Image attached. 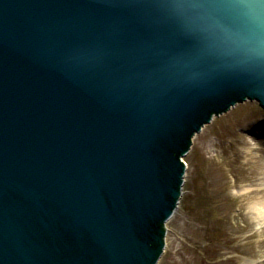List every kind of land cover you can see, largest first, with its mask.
Listing matches in <instances>:
<instances>
[{
    "label": "water",
    "instance_id": "1",
    "mask_svg": "<svg viewBox=\"0 0 264 264\" xmlns=\"http://www.w3.org/2000/svg\"><path fill=\"white\" fill-rule=\"evenodd\" d=\"M246 100L264 0H0V264H157L181 158Z\"/></svg>",
    "mask_w": 264,
    "mask_h": 264
},
{
    "label": "rangeland",
    "instance_id": "2",
    "mask_svg": "<svg viewBox=\"0 0 264 264\" xmlns=\"http://www.w3.org/2000/svg\"><path fill=\"white\" fill-rule=\"evenodd\" d=\"M261 121L263 109L247 101L196 134L184 158V193L166 225L167 243L159 264L264 259V225L257 227L249 213L252 202L264 201V138L254 130ZM243 187L248 191H241Z\"/></svg>",
    "mask_w": 264,
    "mask_h": 264
},
{
    "label": "bare ground",
    "instance_id": "3",
    "mask_svg": "<svg viewBox=\"0 0 264 264\" xmlns=\"http://www.w3.org/2000/svg\"><path fill=\"white\" fill-rule=\"evenodd\" d=\"M247 101L248 102H251L250 100H246V101H244V102H242V103H247ZM252 102H257V104H258V101H252ZM242 103H237L236 105H234V106H232V108H234V107H236L238 104H242ZM259 106H260V104H259ZM232 108L231 109H229L228 111H230V110H232ZM261 108V107H260ZM263 109V108H262ZM263 111H264V109H263ZM225 112H223V114H224ZM228 113V112H227ZM223 114H221V113H219V116H221V115H223ZM218 115L216 116L215 114L212 116V121L214 120V118L215 117H219ZM211 121V122H212ZM259 122V121H258ZM261 123H262V121H261ZM261 123H257L258 125L256 126V127H254V130L256 131V132H258V133H260V135H262V137L264 138V125H262ZM208 124H210V122L208 123ZM208 124H205L204 126H203V128L206 126V125H208ZM203 128H202V130H203ZM201 130V131H202ZM201 133V132H200ZM196 134H198V133H196ZM195 134V135H196ZM196 136H194L193 138H192V140L195 138ZM194 141V140H193ZM192 144H193V142H192ZM191 144V145H192ZM193 146V145H192ZM192 146H190V149H188L189 151H187V153L186 154H184V156L181 158L182 159V161H184L185 162V165H186V169H187V163H186V161L184 160V158L186 157V155H188V153L191 151V148H192ZM187 171V170H186ZM186 174V173H185ZM186 177V176H185ZM185 177H184V180H185ZM183 188H184V186H183ZM183 188H182V197H183V193H184V190H183ZM241 191H243L244 193L246 192V191H248V188L246 187V188H241ZM181 197V198H182ZM181 198H180V201H179V203L181 202ZM178 207H179V204L177 205ZM177 207V208H178ZM176 212V211H175ZM249 213L252 215L251 217L253 218V221L256 223V226L257 227H260V226H262V225H264V201H262L261 202V200H256V201H254V202H252V205H251V207H250V210H249ZM172 218V217H171ZM171 220V219H170ZM168 222H169V220H168ZM167 222V223H168ZM167 225V224H166ZM167 230H168V227H167ZM166 230V231H167ZM168 232V231H167ZM166 238H167V233H166V235H165V241H166ZM189 239V238H188ZM166 243H167V241H166ZM166 246V245H165ZM261 249H262V251H264V245H262L261 246ZM164 252H165V248H164V250H163ZM164 252H163V254L160 256V258L158 259V263L157 264H159L160 263V260L162 259V257H163V255H164ZM242 264H264V259L262 260V261H260V262H258V261H256V259H251V258H247V257H243V260H242V262H241Z\"/></svg>",
    "mask_w": 264,
    "mask_h": 264
}]
</instances>
